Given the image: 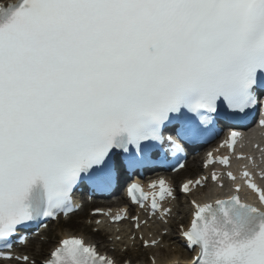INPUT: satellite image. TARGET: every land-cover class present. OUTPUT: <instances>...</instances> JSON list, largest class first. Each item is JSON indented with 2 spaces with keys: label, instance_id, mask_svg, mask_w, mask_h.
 Listing matches in <instances>:
<instances>
[{
  "label": "snow or ice",
  "instance_id": "obj_1",
  "mask_svg": "<svg viewBox=\"0 0 264 264\" xmlns=\"http://www.w3.org/2000/svg\"><path fill=\"white\" fill-rule=\"evenodd\" d=\"M258 91L264 95V0H0V248L11 249L20 229L72 213L85 182L106 188L125 163L140 166L165 143L182 152L179 140L210 133L213 116L243 112ZM242 135L233 130L224 144L235 152ZM208 156L206 165L230 161ZM222 176L213 171L218 194L192 198L190 219L178 226L192 253L185 264H264V185L247 168L243 184L232 171ZM207 180H187L180 191L191 195ZM244 185L257 202L241 198ZM149 187L134 183L128 195L163 232L145 233L149 220L126 210L111 220L134 222L131 239L152 249L170 233L166 204L177 197L164 177ZM3 257L36 264L11 251ZM41 264L116 261L66 233Z\"/></svg>",
  "mask_w": 264,
  "mask_h": 264
},
{
  "label": "bare ground",
  "instance_id": "obj_2",
  "mask_svg": "<svg viewBox=\"0 0 264 264\" xmlns=\"http://www.w3.org/2000/svg\"><path fill=\"white\" fill-rule=\"evenodd\" d=\"M154 225L157 226L156 223ZM102 228L107 230V231H109L111 233V229L110 228L105 227V226H103ZM144 232L148 233V230H146L144 228ZM66 233H71V232L65 231L61 235H64ZM87 239H90V238L87 237ZM128 242L129 241H126V243H128ZM151 250L156 252L155 253V257H156V259L158 261V264H166V263H168V262H170L172 260H175V259L185 255V253H183L182 250L180 249L179 245H177L176 248L174 250H172V251H168L167 250L164 254L160 253V251L157 248H152Z\"/></svg>",
  "mask_w": 264,
  "mask_h": 264
}]
</instances>
